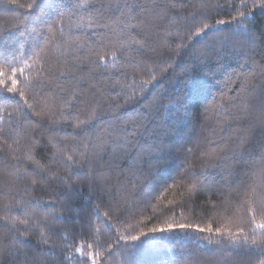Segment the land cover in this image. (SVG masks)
Returning a JSON list of instances; mask_svg holds the SVG:
<instances>
[{"label":"trees","instance_id":"16d2710c","mask_svg":"<svg viewBox=\"0 0 264 264\" xmlns=\"http://www.w3.org/2000/svg\"><path fill=\"white\" fill-rule=\"evenodd\" d=\"M0 264H264V0H0Z\"/></svg>","mask_w":264,"mask_h":264},{"label":"rangeland","instance_id":"374dc122","mask_svg":"<svg viewBox=\"0 0 264 264\" xmlns=\"http://www.w3.org/2000/svg\"><path fill=\"white\" fill-rule=\"evenodd\" d=\"M168 236H169V232L166 233V231H161L155 237H157L159 239L161 237L164 238V237H168Z\"/></svg>","mask_w":264,"mask_h":264}]
</instances>
